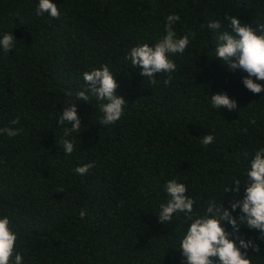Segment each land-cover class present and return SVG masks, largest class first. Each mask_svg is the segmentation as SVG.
<instances>
[{
	"label": "trees",
	"instance_id": "1",
	"mask_svg": "<svg viewBox=\"0 0 264 264\" xmlns=\"http://www.w3.org/2000/svg\"><path fill=\"white\" fill-rule=\"evenodd\" d=\"M53 2L59 19L36 15L38 0H0V34L16 38L13 49L0 48V129H22L12 137L0 132V216L18 234L22 264H184L183 214L171 224L156 215L169 199L166 182L184 183L202 212L209 199L222 201L233 177L244 183L249 161L264 147V91H248L247 74L215 58L219 33L207 25L219 19L224 30L225 15L264 23V0ZM172 13L180 16L178 37H197L184 54L170 55L172 80L165 84L169 74L155 73L152 83L125 57L133 46L160 40ZM105 64L127 100L107 126L94 96L75 98L86 87L83 73ZM216 93H227L237 109L212 107ZM66 102L76 104L82 123L69 137L70 125L58 122ZM209 134L214 139L205 146ZM65 138L74 143L70 155ZM87 163L94 166L85 175L75 172ZM244 190L226 193L224 206ZM241 233L260 244L258 253L248 250L251 264H264L258 233L243 226Z\"/></svg>",
	"mask_w": 264,
	"mask_h": 264
},
{
	"label": "clouds",
	"instance_id": "2",
	"mask_svg": "<svg viewBox=\"0 0 264 264\" xmlns=\"http://www.w3.org/2000/svg\"><path fill=\"white\" fill-rule=\"evenodd\" d=\"M47 13L52 18L59 19L60 11L53 0H38L36 15ZM227 26L222 29L221 20H212L207 27L216 31V59L224 62L226 69L235 72L239 69L246 73L242 77L244 87L258 94L264 91V85L257 81H264V23H244L238 15H225L223 18ZM180 20L178 14L172 13L166 17L165 35L155 44L140 43L133 46L126 55V59L139 69L140 75L156 83L155 73H168L165 84L172 80L171 73L176 71V63L170 55L184 54L190 40H195L197 33L188 32L178 37L174 25ZM16 38L13 33L0 34V48L5 52L15 47ZM86 87L76 93L75 98L88 102L89 96H94L99 102V111L103 114L100 124L103 126L115 124L124 112L127 100L116 93L118 83L109 67L101 65L83 73ZM214 108L236 110V100L227 93H216L210 96ZM71 101V100H69ZM66 107L58 117L61 126L65 123L64 136L81 132V120L77 114L75 103L66 102ZM18 124L19 118L11 122ZM20 128H4L0 132L9 137L19 135ZM214 137L209 134L203 136L202 144L207 146ZM66 154L74 151V143L69 139L61 141ZM87 163L75 168V172L85 175L93 167ZM247 179L244 183L233 177L230 184L223 190V198L218 202L214 197L206 202L202 212H198L194 205L196 201L187 194V187L178 179H170L165 184V191L169 199L159 205L158 221L161 224H171L174 216L183 214L182 220L188 225L180 239L179 250L184 264H251L248 250L260 251V244L252 237L241 233V227L254 230L258 239L264 242V147L255 151L253 158L243 173ZM245 186L244 194L240 198L229 200L230 207H225L223 199L226 193L234 196L240 192L241 185ZM234 185V186H232ZM239 209V213L236 210ZM83 215V212L81 213ZM229 226V231L226 226ZM18 234L13 230L10 218L0 216V264H22L23 257L16 251Z\"/></svg>",
	"mask_w": 264,
	"mask_h": 264
}]
</instances>
